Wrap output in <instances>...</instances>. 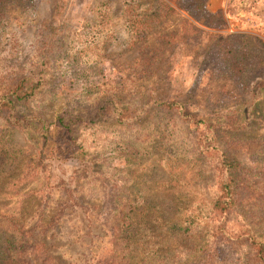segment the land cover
<instances>
[{"label":"rangeland","instance_id":"rangeland-1","mask_svg":"<svg viewBox=\"0 0 264 264\" xmlns=\"http://www.w3.org/2000/svg\"><path fill=\"white\" fill-rule=\"evenodd\" d=\"M162 1L173 11L154 21L156 0H111L104 17L95 0H0V78L37 85L18 116L32 110L49 125L0 119V264H257L231 237L244 222L264 241V0ZM133 16L149 26L138 40ZM43 27L64 36L50 53ZM111 96L134 118L98 113ZM173 99L188 121L239 124L218 134L239 173L227 238L210 213L212 166L193 148L195 124L157 104ZM68 115L78 120L52 124ZM120 210L131 228L114 242Z\"/></svg>","mask_w":264,"mask_h":264},{"label":"trees","instance_id":"trees-1","mask_svg":"<svg viewBox=\"0 0 264 264\" xmlns=\"http://www.w3.org/2000/svg\"><path fill=\"white\" fill-rule=\"evenodd\" d=\"M18 2L19 4L25 3L27 0H12ZM111 0H95V3L100 8L98 11H95V15H110L109 11V2ZM157 7L155 15L145 17L146 19L152 18V20H157L160 17H164L169 12H172L173 9L168 6L162 0H156ZM133 7L128 4L125 7L124 12L129 15H135L132 13ZM134 17V16H133ZM139 17H134L129 24H133V40L139 39V33H144L145 30H149V26L146 21H142ZM100 22V21H99ZM98 24V22H97ZM61 32V31H59ZM56 33L53 38L50 36L53 34L48 27H43L39 35L38 45L41 49L46 52H51V48L55 46H61L64 41V36H59ZM103 32V31H99ZM218 44V42H216ZM49 57V56H48ZM230 68L238 74L242 72L248 65V61L244 55L240 58L234 59V62L231 63ZM261 83H264V77L262 82H259L257 89L260 87ZM37 85L31 84L28 79L19 73L10 76V79L5 78L4 75L0 78V119L4 121L7 126L18 124V119L25 118L28 122L37 121L36 123L39 128H43V132L47 131L46 119L42 118L40 115H34L32 110L25 113V115L18 116V107L28 105L30 98L35 94V89ZM161 109L167 111H173L178 119L186 122L185 125L193 123L195 124V131L197 135L195 137V142H193V148L197 150L198 155L208 164L212 166L211 168V178L214 186V192L210 200V213L214 214L217 218L216 232L219 235L229 236V232L226 231L227 226V217L228 215L235 216V212L239 209L238 202V177L239 173L236 172L237 162L224 151L220 145V140L218 134L220 132H229L234 131L239 128V124L236 123L232 118H226L222 122H211L208 120L200 121H188V113L184 110V106L180 100H166L157 103ZM96 110L98 113L114 112L115 116L119 120H131L134 118L135 110L128 103L123 104L119 101L113 99V97H108L101 100L97 106ZM139 112V111H138ZM78 120L73 115H68L66 122L63 117H58L53 125H61L66 127L67 123H74ZM199 124V127H198ZM37 126V127H38ZM43 133H41V136ZM44 136V135H43ZM131 228V216L129 213H125L120 210L117 211L112 223V233L114 242L127 240L129 230ZM235 237V238H234ZM234 237L231 238L237 239L244 242L248 250L252 253L253 257L257 261V264H264V241L259 239L249 223H244L240 225V228H237V231L234 232ZM9 236L4 239L5 247L10 244L8 240ZM118 261L116 264H119ZM112 264V261L110 262ZM113 264L115 260L113 259Z\"/></svg>","mask_w":264,"mask_h":264}]
</instances>
